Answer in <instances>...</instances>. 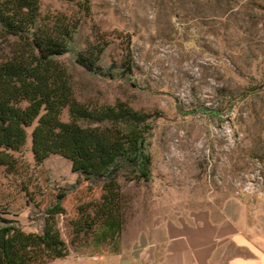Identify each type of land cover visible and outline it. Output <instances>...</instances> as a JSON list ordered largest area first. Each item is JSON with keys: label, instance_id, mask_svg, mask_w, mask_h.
<instances>
[{"label": "rangeland", "instance_id": "374dc122", "mask_svg": "<svg viewBox=\"0 0 264 264\" xmlns=\"http://www.w3.org/2000/svg\"><path fill=\"white\" fill-rule=\"evenodd\" d=\"M91 1L88 16L76 0H44L42 12L80 18L75 51L108 44L100 63L107 69L121 64L131 41L129 78L89 73L74 52L61 60L81 103L123 102L154 116V181H123L129 201L123 252L169 223L218 217L233 199L247 204L251 217L264 218V0ZM9 52L0 42V58ZM63 119L68 121L67 113ZM31 146L29 138L27 158L33 162ZM44 167L53 188L72 186L78 178L72 162L60 155L50 156ZM11 182L0 165V210L25 232H38L40 216ZM91 196L83 186L65 203L68 216L60 218V229L69 245L68 217ZM111 257L71 251L46 264H111Z\"/></svg>", "mask_w": 264, "mask_h": 264}, {"label": "trees", "instance_id": "16d2710c", "mask_svg": "<svg viewBox=\"0 0 264 264\" xmlns=\"http://www.w3.org/2000/svg\"><path fill=\"white\" fill-rule=\"evenodd\" d=\"M44 0H0V42L10 52L0 58V165L12 177L14 193L27 197L42 227L27 233L0 210V264H46L80 256L123 253L129 201L123 181H154L151 151L154 116L123 102L86 105L75 94L61 61L73 53L89 73L116 79L134 70L131 41L118 66L100 65L108 44L75 51L82 21L64 14H43ZM85 16L91 0H76ZM65 113L68 121L63 119ZM213 119L218 115L204 110ZM31 138L33 162L27 158ZM60 155L73 164L75 184L53 188L45 161ZM83 186L91 198L80 200L68 217L70 245L60 218L65 203Z\"/></svg>", "mask_w": 264, "mask_h": 264}, {"label": "crops", "instance_id": "0c3cea01", "mask_svg": "<svg viewBox=\"0 0 264 264\" xmlns=\"http://www.w3.org/2000/svg\"><path fill=\"white\" fill-rule=\"evenodd\" d=\"M161 229L111 264H264V218L251 217L241 200H229L218 217L196 215Z\"/></svg>", "mask_w": 264, "mask_h": 264}]
</instances>
